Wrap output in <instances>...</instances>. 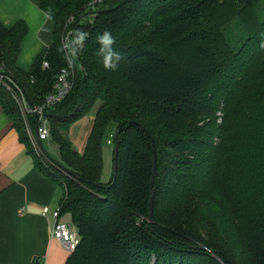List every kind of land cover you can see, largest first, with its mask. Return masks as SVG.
<instances>
[{"label":"trees","instance_id":"obj_1","mask_svg":"<svg viewBox=\"0 0 264 264\" xmlns=\"http://www.w3.org/2000/svg\"><path fill=\"white\" fill-rule=\"evenodd\" d=\"M38 8L51 13L54 39L27 73L16 67L26 23H0V107L64 192L60 212L80 237L66 264H264V0H39ZM67 25L89 37L73 90L47 112L59 154L44 152L48 171L4 84L10 75L30 104L42 101L68 62ZM104 31L123 57L115 71L95 55ZM94 111L79 155L69 129ZM112 130L117 169L103 183Z\"/></svg>","mask_w":264,"mask_h":264},{"label":"crops","instance_id":"obj_2","mask_svg":"<svg viewBox=\"0 0 264 264\" xmlns=\"http://www.w3.org/2000/svg\"><path fill=\"white\" fill-rule=\"evenodd\" d=\"M38 2L0 0L3 26L10 29L22 21L28 27L16 61V67L25 73L54 39V23L38 8ZM94 124V115L90 113L69 129L68 139L79 155L83 154ZM101 153L100 181L107 183L110 177L107 181L103 177L105 167L108 174L112 165V145H104ZM63 194L57 183L37 169L34 156L19 140L17 131L0 107V264H66L69 255L60 243L50 238L52 218L40 213L44 207L50 211L61 209ZM69 215L61 213L59 221L67 224L70 220L69 224L73 225ZM66 216L70 218L65 220Z\"/></svg>","mask_w":264,"mask_h":264},{"label":"built area","instance_id":"obj_3","mask_svg":"<svg viewBox=\"0 0 264 264\" xmlns=\"http://www.w3.org/2000/svg\"><path fill=\"white\" fill-rule=\"evenodd\" d=\"M93 4L94 1L90 3V6L93 7ZM67 27L68 28L64 30L63 38H62V47L63 50L65 51H67V49H64V43L66 42L67 39L71 38L69 37L68 34L70 32H73V30L69 28L70 27L69 25H67ZM77 65H79L78 62ZM77 65H74L71 62V60L68 59V62L64 66V68L60 69L56 74L54 78V83L51 87L49 94L45 95L46 97L36 105H29L26 102L25 97L22 95V91H20L18 85L10 77H5V79L8 80L10 84L14 86L15 90L19 92L20 94L19 96H23L22 99H23V104L26 106L24 108L26 114H28L27 117H29L31 120L33 116L35 117V125L37 126L36 139L38 141L44 142L50 140L49 138L51 132V125H49V119L47 117L48 109L63 101L65 97H67L68 94L73 90L75 83L77 82L76 79L79 73L78 71L82 70L81 65L79 68ZM42 66L44 68L49 67L46 62H43ZM64 73H68V75L65 76V81H67V83L70 85V87L67 90H65L64 88V81H61L60 79V77ZM1 79L3 78L1 77ZM28 138L34 147L36 140H34L30 131L28 133ZM34 152L37 154L39 153V151L36 152V147H34ZM40 213L43 216H50L53 220V225H52L53 228L50 236L51 240L60 243V245L65 249L68 255H70L73 251H75L76 247L80 243L79 241L80 237L77 228L71 224L67 225L59 221V218L61 216L60 209L58 208V209H54V211H50L47 207H44L42 208Z\"/></svg>","mask_w":264,"mask_h":264},{"label":"clouds","instance_id":"obj_4","mask_svg":"<svg viewBox=\"0 0 264 264\" xmlns=\"http://www.w3.org/2000/svg\"><path fill=\"white\" fill-rule=\"evenodd\" d=\"M49 19H51V13H49ZM69 37L64 43V49H67V58L69 60H75L81 53L85 46V41L88 39L89 34L82 29L74 30L70 32ZM95 43L99 45L95 55L99 57V62L105 71H115L118 67L119 62L123 59L122 54L113 49L115 38L110 32L104 31L95 37ZM47 46V45H46ZM261 49H264V42L260 45ZM68 73H64L60 79L64 81V88L67 90L70 85L65 81V76Z\"/></svg>","mask_w":264,"mask_h":264},{"label":"rangeland","instance_id":"obj_5","mask_svg":"<svg viewBox=\"0 0 264 264\" xmlns=\"http://www.w3.org/2000/svg\"><path fill=\"white\" fill-rule=\"evenodd\" d=\"M99 0H96V2H98ZM61 39V38H60ZM71 62L74 64V65H77V62H78V59L77 58H75V60L73 61V60H71ZM78 66V68L80 67V65H77ZM79 71H81V70H79ZM78 71V72H79ZM9 77L10 78H12L10 75H9ZM17 84V83H16ZM18 85V84H17ZM53 85V84H52ZM4 87H5V89H6V91L7 90H9L11 93H13L12 95H13V97H14V99L17 101V109H18V111H19V113H20V118H21V120H22V126H24V131H25V134L27 135V138H28V133H29V131H30V133H31V135L33 136V138H34V140H36V142H35V145H34V147H36V152L37 151H39V154L40 155H42V158H40L41 159V162H40V164H41V166H42V168H44V169H46V170H48V167H47V165H48V163L47 162H45L44 161V158H46V160L51 164L52 162L49 160L50 158L49 157H51V160H54V159H58L59 158V154H58V146L53 142V140L51 139V137L49 138L50 140L48 141H44V142H41V141H38L37 139H36V132H37V126L35 125V117L33 116L32 117V120H33V123H31V119L29 118V117H27L28 116V114H26V111H25V108L24 107H26L24 104H23V96L25 97V100H26V102L29 104V105H32V104H30V102H29V99H27V96L25 95V93H24V91H23V89H22V87H20L19 85H18V87L20 88V91H22V95L23 96H19L20 94H19V92L17 91V90H12V87H13V85H11V88L9 87V85H5L4 84ZM49 93H47L46 95H48ZM95 114V111L94 112H92L91 113V115H94ZM47 115H48V113H47ZM216 116H217V114H216ZM218 122V121H217ZM134 123H136V122H134ZM111 129V128H110ZM109 129V130H110ZM108 130V131H109ZM144 130H146L145 128H144ZM107 131V132H108ZM147 131V130H146ZM149 135V134H148ZM30 138V137H29ZM29 138H28V140H29ZM109 138H110V142L109 143H107V145H112V147H113V145H114V142H113V139H114V131L112 130V131H110V133H109ZM29 142H30V147H31V149L34 151V147H33V145L31 144V141L29 140ZM39 142L42 144V147L40 146V144H39ZM44 152L49 156H47V155H44ZM54 157V158H53ZM111 157H112V154H111ZM49 158V159H48ZM110 160H111V158H110ZM54 164V163H53ZM55 165V164H54ZM54 165H52V166H54ZM55 167H57L58 169H60L58 166H56L55 165ZM105 167V166H104ZM49 171V170H48ZM105 176L103 177L104 179H105V181H107L108 179L107 178H109V177H111V175H112V171H113V167H112V165H110V169H109V173L107 174V171H106V167H105ZM104 173V172H103ZM57 179H59V181L61 182V180H60V178H59V175H57ZM153 195H154V192H153ZM154 197H155V195H154ZM70 216V215H69ZM65 218V220H68L70 217H68V216H66V217H64ZM72 220V219H71ZM70 221V220H69ZM69 221L67 222V224H69ZM72 223V222H71Z\"/></svg>","mask_w":264,"mask_h":264},{"label":"water","instance_id":"obj_6","mask_svg":"<svg viewBox=\"0 0 264 264\" xmlns=\"http://www.w3.org/2000/svg\"><path fill=\"white\" fill-rule=\"evenodd\" d=\"M145 131V134H146V136H148L149 138H150V136L148 135V133H147V131L146 130H144ZM116 141H115V143H114V145H113V147H112V152H113V162H112V167H113V170H114V173H115V171H116V169H117V167H116V165H117V159H118V147H119V137H118V134H116ZM150 142H151V147H152V150H153V147H154V144H153V141L152 140H150ZM39 144H40V146L42 147V144L39 142ZM59 168H60V170L63 172V173H65L67 176L69 175V176H76V173H74L73 171H71L70 169H68V168H65V167H63L62 165H57ZM152 179H154L155 177H156V165H155V151L153 150V155H152ZM151 198H150V202H149V207H148V209L150 210V215H149V223L151 224V225H153L152 224V215H153V210H152V205H153V201H154V195H153V191L151 192Z\"/></svg>","mask_w":264,"mask_h":264}]
</instances>
